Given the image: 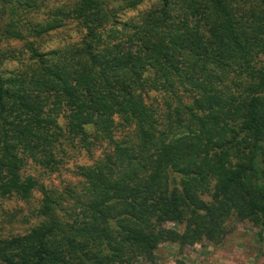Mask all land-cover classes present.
<instances>
[{
	"label": "trees",
	"instance_id": "trees-1",
	"mask_svg": "<svg viewBox=\"0 0 264 264\" xmlns=\"http://www.w3.org/2000/svg\"><path fill=\"white\" fill-rule=\"evenodd\" d=\"M48 1L0 0V37L35 40L28 72L0 73V196H43L38 224L0 237V264H157L165 244L225 246L236 223L262 242L264 0H157L123 22L148 0H77L28 21ZM65 16L80 45L40 52ZM18 57L0 49V66ZM91 133L112 150L70 201L22 175L27 158L57 169L61 141Z\"/></svg>",
	"mask_w": 264,
	"mask_h": 264
},
{
	"label": "rangeland",
	"instance_id": "rangeland-1",
	"mask_svg": "<svg viewBox=\"0 0 264 264\" xmlns=\"http://www.w3.org/2000/svg\"><path fill=\"white\" fill-rule=\"evenodd\" d=\"M77 0H49L47 7L36 15L28 16V21L34 23H44L51 19L53 12L58 7L71 9ZM157 0H148L144 2L137 10L130 11L121 17V21L136 18L144 12L155 6ZM64 26L44 37L40 52L51 53L58 51L65 54L80 45V41L84 37L83 27L73 16L62 17ZM27 41H35L30 36H25L24 40H3L0 37V49H16L19 57L16 61H7L0 66V73L6 79L28 72V68L34 65L30 61L29 53L26 52L25 43ZM25 52V53H23ZM66 58L70 60L68 54ZM146 78L152 79L151 74H147ZM147 99L148 104L157 106L162 102V94L156 90H152ZM188 100V99H187ZM190 101V100H189ZM188 101V102H189ZM119 118H116L118 123ZM59 125L67 132L66 114L63 113L58 120ZM95 131V130H94ZM115 140L121 141L124 137V131L117 129L115 131ZM61 154L56 151V160L58 168L51 171L45 170L40 165L32 162L27 158L23 168L22 175L24 177L35 178L48 191H53L58 196H65L70 201V189L77 188L84 181L82 169L94 166L108 155L112 147L107 141L96 139L91 133L89 140L78 137L72 140L63 139L60 143ZM43 196L40 192L35 191L29 201L16 198H3L0 196V237H7L12 234H24L34 225L38 224V210L42 205ZM63 203V202H62ZM39 217V218H38ZM169 227H174L170 225ZM180 230L178 227H174ZM234 233L227 237L226 245L215 248L209 244H197L189 247L181 253L179 246L173 244H165L157 253L159 261L157 264H264V239L259 241L257 234L250 226L236 223ZM135 264H148L142 260Z\"/></svg>",
	"mask_w": 264,
	"mask_h": 264
},
{
	"label": "crops",
	"instance_id": "crops-1",
	"mask_svg": "<svg viewBox=\"0 0 264 264\" xmlns=\"http://www.w3.org/2000/svg\"><path fill=\"white\" fill-rule=\"evenodd\" d=\"M161 248H162V247H161ZM161 248H160V249H161ZM160 249H159V250H160ZM157 253L159 254V251H158ZM158 261H159V258H158Z\"/></svg>",
	"mask_w": 264,
	"mask_h": 264
}]
</instances>
